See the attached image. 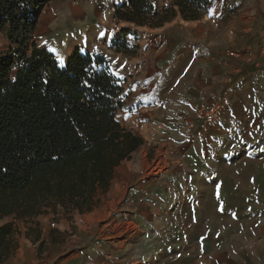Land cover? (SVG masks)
Wrapping results in <instances>:
<instances>
[{
  "label": "crops",
  "instance_id": "crops-1",
  "mask_svg": "<svg viewBox=\"0 0 264 264\" xmlns=\"http://www.w3.org/2000/svg\"><path fill=\"white\" fill-rule=\"evenodd\" d=\"M169 1L156 0L159 7ZM106 2L94 0L96 8L106 6L113 16L118 3L109 7ZM208 5L200 19L184 20L177 12L162 26L151 28L157 33L149 35L145 63L136 71L141 79L139 100L161 101L153 102L154 108L163 105L161 114L153 111L156 120L187 131L174 157L182 174L177 186L185 202L198 203L204 224L211 219L210 225L193 229L192 242L180 237L164 243L166 250L179 251L163 264H264V0H209ZM50 7L57 11L59 5ZM203 168L207 172L200 173ZM117 179L112 178L105 192L110 199L90 211L57 205L28 217L22 227L21 218L15 219L18 245L1 264H109L110 253L102 244L69 251L68 233H81L89 226V214L102 220L115 209L122 185ZM217 201L225 208L217 207ZM130 206L137 212L138 202ZM224 216L227 226L218 227L217 219ZM120 247L111 258L128 264Z\"/></svg>",
  "mask_w": 264,
  "mask_h": 264
},
{
  "label": "trees",
  "instance_id": "trees-1",
  "mask_svg": "<svg viewBox=\"0 0 264 264\" xmlns=\"http://www.w3.org/2000/svg\"><path fill=\"white\" fill-rule=\"evenodd\" d=\"M51 0H0V219L32 217L57 205L90 211L115 168L145 143L121 125L123 81L101 55L76 50L60 62L32 38L35 9ZM209 0H126L113 18L160 27L177 12L200 19ZM13 223L0 225V264L18 245Z\"/></svg>",
  "mask_w": 264,
  "mask_h": 264
},
{
  "label": "rangeland",
  "instance_id": "rangeland-1",
  "mask_svg": "<svg viewBox=\"0 0 264 264\" xmlns=\"http://www.w3.org/2000/svg\"><path fill=\"white\" fill-rule=\"evenodd\" d=\"M103 1H107L105 5L110 7L114 3L120 4L126 0ZM56 2L59 5L58 12L54 7L48 8ZM56 2L41 6L40 13L34 17L36 26L32 33L33 40L37 45L51 51L60 62H65L76 50L103 56L109 70L123 81V104L116 111V118L122 126L140 133L145 140V143L132 153L131 159L122 161L114 170L113 177L119 178L117 180L122 183L118 188L119 197L116 198L118 201H115L117 205L115 209H112L111 213L102 220L93 219L92 214H89L85 218L91 222L89 226H86L81 233L75 230L68 233V250H86L87 247L94 249L102 244L110 253L109 264H119L111 257L122 243L123 247H120L122 259L128 264H163L173 256L171 255L173 252L179 251V249L166 250L164 243L175 242L180 237L183 242H192L190 237L193 236L190 234L193 233V229L201 225H210L211 219L208 218L207 224H204L203 219L200 218L198 203L185 202L181 198L185 193L177 186L182 174L174 157L178 156L175 153L176 149L187 131L178 124L156 120L153 111L161 114L163 105L154 108L153 102L156 104L161 101H140L142 98L139 100L136 95L141 80L137 78V66L145 63L144 53L150 46L149 35L157 32L148 26L138 27L115 20L106 6L96 8L94 0ZM156 3L158 5V2ZM208 6L206 13L209 11ZM55 13L58 16L53 17ZM222 16L225 18L224 21H227L228 14ZM66 31L68 33L61 38V34ZM137 35L139 37H136ZM136 40L141 42H135ZM11 47L7 37L0 33V55ZM177 49L178 47L174 48L170 55H173ZM151 64L153 66L154 62L152 61ZM204 124L208 128L210 123L206 121ZM219 125L222 129H226L225 124ZM190 172L195 173V171ZM202 172L207 170L200 171ZM166 188H170L173 193L170 190L165 191ZM165 192L167 193L164 195ZM109 199L110 196L101 193L95 206ZM135 202L139 205L137 212H134L130 206L132 203L134 207ZM216 205L225 208L224 202L217 201ZM15 219L17 218L14 215H7L0 219V224L13 223L17 229L18 224ZM25 219L28 217L19 220L21 227L27 223L28 220ZM217 220L218 227H226L228 224L225 216ZM103 224L106 225L101 230ZM104 229L108 230L104 231ZM181 231L183 233L179 234ZM106 232H112V235H107ZM19 233L20 231L16 233L17 241ZM87 256L86 252L82 258L86 260Z\"/></svg>",
  "mask_w": 264,
  "mask_h": 264
},
{
  "label": "bare ground",
  "instance_id": "bare-ground-1",
  "mask_svg": "<svg viewBox=\"0 0 264 264\" xmlns=\"http://www.w3.org/2000/svg\"><path fill=\"white\" fill-rule=\"evenodd\" d=\"M48 20H49V19H48ZM46 24H47V23H46ZM46 24H45V25H46ZM43 26H44V25H43ZM48 27H49V26H48ZM45 28H46V27H45ZM49 28H50V27H49ZM51 28H52V27H51ZM47 29H48V28H47ZM58 29H59V27H58ZM48 30H49V29H48ZM56 30H57V28H56ZM45 31H46V30H45ZM55 32H56V31H55ZM51 33H52V32H51ZM67 33H68V31L63 32V33L61 34V36H62L61 38H63ZM57 34H58V33H57ZM57 34H56V35H57ZM44 35H45V34H44ZM49 37H50V36H49ZM55 38H56V37H55ZM47 40L49 41V39H47ZM50 41H51V40H50ZM51 42H52V41H51Z\"/></svg>",
  "mask_w": 264,
  "mask_h": 264
},
{
  "label": "water",
  "instance_id": "water-1",
  "mask_svg": "<svg viewBox=\"0 0 264 264\" xmlns=\"http://www.w3.org/2000/svg\"><path fill=\"white\" fill-rule=\"evenodd\" d=\"M41 9H42L41 7L38 8V9L35 11V13L33 14V16H34V17H37V15L40 13Z\"/></svg>",
  "mask_w": 264,
  "mask_h": 264
},
{
  "label": "built area",
  "instance_id": "built-area-1",
  "mask_svg": "<svg viewBox=\"0 0 264 264\" xmlns=\"http://www.w3.org/2000/svg\"><path fill=\"white\" fill-rule=\"evenodd\" d=\"M145 194H146V192H145Z\"/></svg>",
  "mask_w": 264,
  "mask_h": 264
}]
</instances>
